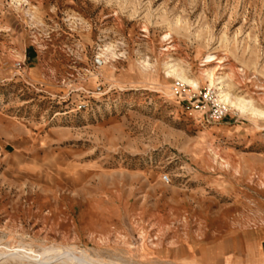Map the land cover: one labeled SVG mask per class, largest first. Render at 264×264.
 Instances as JSON below:
<instances>
[{
    "label": "rangeland",
    "instance_id": "obj_1",
    "mask_svg": "<svg viewBox=\"0 0 264 264\" xmlns=\"http://www.w3.org/2000/svg\"><path fill=\"white\" fill-rule=\"evenodd\" d=\"M210 73L259 116L196 114ZM50 247L264 264V0H0V253Z\"/></svg>",
    "mask_w": 264,
    "mask_h": 264
},
{
    "label": "bare ground",
    "instance_id": "obj_2",
    "mask_svg": "<svg viewBox=\"0 0 264 264\" xmlns=\"http://www.w3.org/2000/svg\"><path fill=\"white\" fill-rule=\"evenodd\" d=\"M210 59H211L210 57L207 58V60H210ZM166 75L174 76V71L168 68L166 70ZM175 76L178 79V81H180L181 83L186 84L193 89H197L198 87L197 82L193 80H189L184 75H181V74H176ZM206 81L210 87H215L217 91L216 98L219 104L224 105L228 109L236 110L241 115H248V114L258 115L254 110L250 109L246 101L240 98L232 97L226 89H223L222 86L224 84H223L222 78L215 77L213 74L210 73V74H207ZM74 250H76L74 247H67L64 249L50 247L48 248V250H46L45 253L47 255L48 254L50 255V259L54 263H64L65 261H63L64 260L63 257L65 255V258H66L65 260L67 263L92 264L91 258L90 257H89L90 259L86 258V255L84 253H81L82 258L68 256L69 253H71V251L74 252ZM71 254L73 255V253ZM75 258L78 259V262H75L76 261ZM17 260L21 262L32 263V264H46L47 263L43 261L40 257H38V255L31 256L27 253H24L21 250H18L16 253L12 252L10 254L0 253V264H6L7 262H11V261L13 262Z\"/></svg>",
    "mask_w": 264,
    "mask_h": 264
},
{
    "label": "built area",
    "instance_id": "obj_3",
    "mask_svg": "<svg viewBox=\"0 0 264 264\" xmlns=\"http://www.w3.org/2000/svg\"><path fill=\"white\" fill-rule=\"evenodd\" d=\"M93 65L95 67H100L102 65V60L100 58H95L93 60ZM23 66L24 62L18 61L16 63L18 69H21ZM182 90L184 93L186 92L185 88ZM191 91L194 90H188V94H185L184 100L196 114L203 117L208 122H219L226 117L228 110L224 105L218 103L215 90L207 88L206 90L198 92ZM160 180L164 184H168L171 181L168 174L162 175Z\"/></svg>",
    "mask_w": 264,
    "mask_h": 264
}]
</instances>
